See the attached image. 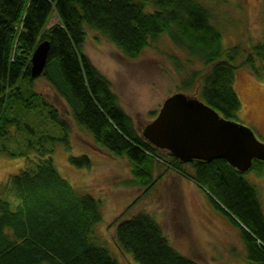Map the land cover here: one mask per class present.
<instances>
[{"label": "trees", "instance_id": "obj_1", "mask_svg": "<svg viewBox=\"0 0 264 264\" xmlns=\"http://www.w3.org/2000/svg\"><path fill=\"white\" fill-rule=\"evenodd\" d=\"M211 1L217 7L233 8L224 0ZM147 6L155 11L148 12ZM52 17L56 23L45 30ZM211 23L210 13L197 0H0V140H6L11 128L18 126L22 111L43 114L60 135L55 138L44 132L37 143L29 141L28 154L36 152L37 160L31 169L11 176L2 188L4 193L15 194L19 204L12 211L11 204L0 198V264H118L90 240L93 227L101 222L98 203L77 195L44 149L48 143L67 148L70 127L34 89L40 78L65 103L75 126L88 133L98 148L127 160L131 184L152 190L161 179L154 177L156 165L167 166L203 190L213 207L239 231L245 248L243 263L264 264V216L254 186L244 178L250 171L261 176L264 162L254 161L245 174L223 160L182 164L163 151L171 161L165 162L160 150L137 132L111 84L84 53V26L100 33L130 61L137 60L150 42L166 35L173 47L208 68L183 82V87L199 79V92L193 97L223 119L234 121L241 109L234 90L235 72L247 70L264 82V45L243 41L223 52L220 33ZM43 41L49 43L46 67L39 78L32 79L31 57ZM172 59L179 64L176 57ZM5 151L0 149V155ZM69 162L90 167L85 156ZM116 225L120 249L137 264H197L176 252L147 214Z\"/></svg>", "mask_w": 264, "mask_h": 264}, {"label": "rangeland", "instance_id": "obj_2", "mask_svg": "<svg viewBox=\"0 0 264 264\" xmlns=\"http://www.w3.org/2000/svg\"><path fill=\"white\" fill-rule=\"evenodd\" d=\"M197 1L210 13L211 24L220 33L223 52L243 41L252 46L264 45L263 0H224L233 8L217 7L211 0ZM235 8L241 9V12ZM146 10L155 11L152 6H147ZM55 23V17L50 18L45 30ZM84 31L85 55L111 84L119 105L132 119L141 137L144 127L157 117L168 97L176 93L197 97L200 80L190 81L189 88H184L183 82L195 74L205 73L208 68L195 56L186 55L173 47L166 35L150 42L137 60L130 61L100 33L87 26H84ZM172 57H176L179 64L176 65ZM34 89L70 127L67 148L48 143L44 149L51 156L59 175L75 193L92 197L98 203L101 222L93 227L90 239L95 246L106 250L118 264H137L131 255L120 249L116 240V223L143 213L156 221L170 245L180 255L193 259L197 264L229 262L222 245L231 248V243L235 245L236 242L232 235L223 230L225 219L219 216L216 220L206 210L208 208L211 212L219 213L208 197L204 203L206 193L203 190L204 195L199 190H185L178 182L181 176L162 164L156 165L154 177L160 176L161 179L152 190L135 187L131 184V169L127 160L111 157L94 144L88 133L77 128L65 103L43 79L35 81ZM234 90L241 103L234 122L249 128L256 139L264 144V82L251 77L247 70L239 69L235 72ZM49 124L41 113L22 111L18 115V126L11 128V135L6 140H0V145L3 144L0 149L7 150L0 155V198L11 204L12 211L19 201L15 194L4 193L2 188L11 176L31 169L35 163L36 152L28 154L27 151L29 141L37 143L44 132L55 138L60 136ZM27 126L32 133L26 130ZM158 154L165 162H171L166 152L159 151ZM82 156L90 160L89 168H79L69 162L72 157ZM182 169L189 171L188 166ZM170 173L176 177H170ZM244 178L254 186L264 216V169L261 176L250 171ZM237 256L241 258L242 253L239 252ZM243 260L232 263L244 264Z\"/></svg>", "mask_w": 264, "mask_h": 264}, {"label": "water", "instance_id": "obj_3", "mask_svg": "<svg viewBox=\"0 0 264 264\" xmlns=\"http://www.w3.org/2000/svg\"><path fill=\"white\" fill-rule=\"evenodd\" d=\"M49 43H39L31 57L30 77L39 78L46 67ZM142 138L168 152L182 164L223 160L247 173L254 161L264 162V144L247 127L220 117L197 98L176 93L162 104Z\"/></svg>", "mask_w": 264, "mask_h": 264}, {"label": "crops", "instance_id": "obj_4", "mask_svg": "<svg viewBox=\"0 0 264 264\" xmlns=\"http://www.w3.org/2000/svg\"><path fill=\"white\" fill-rule=\"evenodd\" d=\"M170 177H176V176L171 174ZM178 182H179V185L184 187V189L187 190V191L199 190V192H201L203 195L205 194L202 190H200L193 183H191L190 181H188V180H186V179H184L182 177H180L178 179ZM206 197H207V195H204V199H203L204 203L207 201ZM206 210L208 211V213H211L215 217L216 220H218L219 216H221L222 218L225 219L226 224L222 225V227H224L223 230L228 232L230 235H232V237L234 238V241L236 242V244L234 243L235 245H233L231 243V248H228V247L222 245L223 249H226V252H227L226 259L230 263H232L235 260L244 259L245 258V248H244L243 244L241 243V241L239 239V231L237 229H235L234 227H232L231 223L228 221L229 219H226V216L224 214H222L220 211L217 210L219 213H215V212H211L210 209H208V208H206ZM168 241H169V239H168ZM239 252L242 253V257L241 258H239L237 256ZM228 263H225V264H228ZM232 264H234V263H232Z\"/></svg>", "mask_w": 264, "mask_h": 264}]
</instances>
